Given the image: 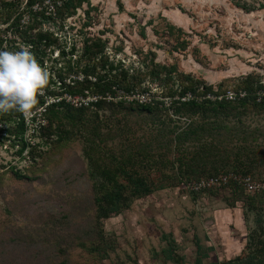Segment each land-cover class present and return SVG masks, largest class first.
<instances>
[{
    "label": "rangeland",
    "instance_id": "obj_1",
    "mask_svg": "<svg viewBox=\"0 0 264 264\" xmlns=\"http://www.w3.org/2000/svg\"><path fill=\"white\" fill-rule=\"evenodd\" d=\"M121 3L123 7L118 0H85L64 20L66 27H52L61 36L66 55L61 48L50 47L39 57L40 65L49 72L51 90H60L59 73L67 77L69 64L75 72L74 63L83 53L86 40L97 37L106 42L110 59L123 61L131 72L154 59L220 90L237 86L240 78L252 72L264 79V0ZM74 45L77 51L72 54ZM76 76L69 75L67 81ZM144 87L158 95L167 90L149 78L139 91ZM123 112L110 117L108 111H101L104 149L100 152L116 153L125 146L137 148L151 143L147 149L150 158L178 156L174 146L166 149L163 143L159 145L156 138L161 124L151 123L137 111ZM29 119L25 118L26 123ZM243 120L250 128L264 131V113L251 112ZM186 122L180 118L177 125L181 128ZM235 122L236 118H231L229 124ZM7 125L2 121L0 128ZM32 133V126H28L26 141L42 139L38 132L36 137ZM14 137L0 131V264H197L198 258L210 264L239 255L248 234L264 224V202L254 206L263 210L251 209L246 192L238 199L232 186L195 193L182 183L166 185L133 199L129 208L104 219L105 247L99 253L92 252L94 236L88 230L92 183L85 151L88 141L73 131L72 140L43 142L32 154L30 148L19 153L22 144ZM236 144L233 141L228 147ZM251 145L264 159V132ZM185 147L194 149L191 143ZM94 152L90 154L96 158ZM176 167L177 163L174 169L167 163L150 168L149 175L167 183L160 177ZM252 175L264 180V161Z\"/></svg>",
    "mask_w": 264,
    "mask_h": 264
},
{
    "label": "trees",
    "instance_id": "obj_2",
    "mask_svg": "<svg viewBox=\"0 0 264 264\" xmlns=\"http://www.w3.org/2000/svg\"><path fill=\"white\" fill-rule=\"evenodd\" d=\"M84 1L62 0V4L57 8L58 15L61 19L72 16ZM118 2L122 6L121 0ZM10 4L11 7L15 6ZM35 25L37 24L29 25L21 35L26 43L33 44L31 52L38 63L42 62L39 57L45 55L46 49L50 47L61 48L62 55L65 56L66 50L65 46H61L62 41L53 33L41 29L33 33ZM105 48L106 42L101 37L86 40L83 53L74 63L77 67L75 72L72 73L73 67L68 65L69 75L76 73L77 76L68 82L69 75L65 77L60 72V90H51L48 85L42 95L38 94L37 107L33 108L34 114L29 122L26 123L25 117L17 112L0 113V123L3 121L9 124L0 128V131L14 135V141L22 144L19 153L30 148L34 154L36 146L43 142L72 140L73 131L80 132L81 139L88 141L89 147L85 151L89 164L88 175L92 183L91 207L88 209V230L90 235L94 236L90 244L92 252L99 253L104 246V219L129 208L133 199L147 196L158 188L182 183L195 193L214 190L217 188L199 191L192 189L189 184L202 177H219L229 173L251 175L255 180L264 183V180H258L252 175V171L264 159L251 145V141H257L264 131L259 127L250 128L243 120L245 115L251 112L257 115L264 113V79L261 76L252 72L240 78L237 86L220 90L208 85L204 80L194 78L190 73H179L175 68L162 66L154 62V59L143 68L131 72L123 61L111 60ZM76 51L74 45L71 53ZM175 74H178L179 78L174 76ZM147 78L166 87V92H162V95L152 92L154 98L150 102L136 98L128 99L127 96L148 91L146 87L139 91ZM177 81H180L178 86ZM230 89L238 93L244 92L245 95H238L236 99L231 100L225 96L219 98ZM188 93L191 96L182 100ZM67 95L84 98L98 95L100 98L90 100L87 104L74 105ZM52 98L54 99L49 101ZM117 98L119 100L115 101ZM165 98H170V102ZM41 107L44 111L36 110ZM171 110L172 113L169 112ZM101 111H108L110 117L121 111H124V114L137 111L149 117L147 120L151 123L161 124L158 130L159 138H156L159 145L163 143L166 149L174 146L178 156L173 159L167 156L165 160L150 158L147 149L152 147L151 143L137 148L125 146L122 151L116 153L100 152L99 149L103 148L100 127L104 121ZM180 118L187 119L185 126L181 128L177 125ZM231 118H236L233 125L229 124ZM28 126L33 128V137L39 133L38 137L42 138L39 142L31 143L25 140ZM233 141L237 144L228 147ZM187 143L194 145L193 151L185 147ZM90 151H96V158ZM167 163H170L173 169L177 163L171 174L163 173L160 177L167 183L151 179L150 168H159ZM17 175L24 177L18 173ZM229 186L233 187L238 199L239 194L246 192L243 185L234 180L218 189ZM246 194L251 209L257 202H264V190ZM85 245L86 243H83L84 247ZM197 264H203L202 258L197 259ZM210 264H264V224L248 234L247 243L239 255Z\"/></svg>",
    "mask_w": 264,
    "mask_h": 264
},
{
    "label": "built area",
    "instance_id": "obj_3",
    "mask_svg": "<svg viewBox=\"0 0 264 264\" xmlns=\"http://www.w3.org/2000/svg\"><path fill=\"white\" fill-rule=\"evenodd\" d=\"M15 4L11 7V4ZM62 4V0H0V50L20 51L22 48L32 49V43H26L21 32L28 29L29 25L37 24L33 28V33L40 29L54 34L60 38L57 30L52 29L55 24L65 25V19H61L58 15L57 8ZM14 8L15 11L13 10ZM11 16V17H10ZM10 17V18H9ZM9 18V19H8ZM69 18V17H68ZM66 27V25H65ZM119 93H122L121 91ZM244 96V92H236L233 89L228 90L225 95H220L219 98L226 97L227 99H236L237 96ZM143 102H150L154 97L152 92H138L131 95ZM191 96L188 93L187 97H182V100H187ZM74 105L87 104L90 100H97L98 95L88 96H69ZM130 97V96H127ZM111 99V96L109 97ZM129 99V98H128ZM170 102V98H165ZM34 113V112H33ZM40 118V116H38ZM32 118V116H31ZM29 119V121L31 120ZM45 123V121L43 120ZM232 180L243 185L247 193H256L264 190V183L255 180L251 175L242 176L236 173H229L221 176L202 177L197 181L189 184L192 189L204 190L218 188L225 184H229Z\"/></svg>",
    "mask_w": 264,
    "mask_h": 264
},
{
    "label": "clouds",
    "instance_id": "obj_4",
    "mask_svg": "<svg viewBox=\"0 0 264 264\" xmlns=\"http://www.w3.org/2000/svg\"><path fill=\"white\" fill-rule=\"evenodd\" d=\"M49 83V72L28 48L0 50V113L17 112L31 118Z\"/></svg>",
    "mask_w": 264,
    "mask_h": 264
}]
</instances>
